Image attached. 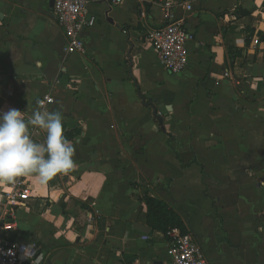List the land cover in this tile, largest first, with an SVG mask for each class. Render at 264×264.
<instances>
[{"label": "crops", "instance_id": "crops-1", "mask_svg": "<svg viewBox=\"0 0 264 264\" xmlns=\"http://www.w3.org/2000/svg\"><path fill=\"white\" fill-rule=\"evenodd\" d=\"M87 11L83 51L67 53L51 0H0V201L8 161L32 191L1 231L33 264H172L170 237L146 225L148 193L209 264H264V0H88ZM177 19L193 39L171 74L148 33ZM60 126L67 142L51 138Z\"/></svg>", "mask_w": 264, "mask_h": 264}, {"label": "built area", "instance_id": "built-area-1", "mask_svg": "<svg viewBox=\"0 0 264 264\" xmlns=\"http://www.w3.org/2000/svg\"><path fill=\"white\" fill-rule=\"evenodd\" d=\"M120 0H113L118 3ZM88 0H52V11L58 26L66 37L65 51L76 53L83 51L80 33L92 27L96 17L87 11ZM168 7L169 4H166ZM166 17H169L168 10ZM193 39V34L186 30L181 19L172 20L152 29L148 40L157 53L159 62L171 74H179L187 65L186 43ZM257 44V39L254 40ZM227 75V73H225ZM53 103L50 94H44L37 101L41 108ZM40 131V119L34 117L33 133ZM8 178L4 183L3 198L0 201V264H33L30 259L33 254L24 243L11 240L1 231L8 228L16 206L25 202L31 196L24 171L18 162L8 161L4 164ZM170 243L167 254L172 264H209L202 248L189 233H180L178 229L167 231Z\"/></svg>", "mask_w": 264, "mask_h": 264}, {"label": "trees", "instance_id": "trees-1", "mask_svg": "<svg viewBox=\"0 0 264 264\" xmlns=\"http://www.w3.org/2000/svg\"><path fill=\"white\" fill-rule=\"evenodd\" d=\"M60 130L58 134L51 135L52 140L67 142L73 137V132L63 134L62 126ZM141 201L146 209V225L151 230L160 232L164 236H167V231L170 229H178L182 234L188 232L178 212L165 200L145 193ZM133 259L134 257L131 256L127 264H131Z\"/></svg>", "mask_w": 264, "mask_h": 264}, {"label": "water", "instance_id": "water-1", "mask_svg": "<svg viewBox=\"0 0 264 264\" xmlns=\"http://www.w3.org/2000/svg\"><path fill=\"white\" fill-rule=\"evenodd\" d=\"M52 1V0H51ZM146 106H150L152 108V114L157 120L159 125H162V116L165 115L164 111H159V107L155 106L152 102L144 103Z\"/></svg>", "mask_w": 264, "mask_h": 264}]
</instances>
